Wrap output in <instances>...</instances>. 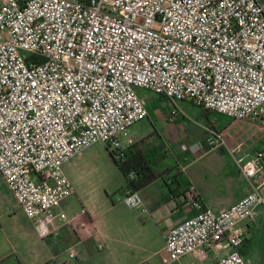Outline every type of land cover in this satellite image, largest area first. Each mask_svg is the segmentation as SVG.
Here are the masks:
<instances>
[{"label": "built area", "instance_id": "obj_1", "mask_svg": "<svg viewBox=\"0 0 264 264\" xmlns=\"http://www.w3.org/2000/svg\"><path fill=\"white\" fill-rule=\"evenodd\" d=\"M140 89L173 104L190 101L233 122L264 123V4L1 3L0 176L41 239L54 241L58 223L67 222L61 205L76 190L66 164L98 143L116 160L124 157L131 128L149 116ZM206 142L210 148L225 144L213 133ZM263 163L264 149L242 171L253 178ZM189 199L195 215L165 235L170 261L190 254L202 261L213 247L214 264H249L242 254L244 224L264 210L262 191L219 212L204 206L195 190ZM119 201L129 209L143 206L139 192ZM77 258L69 253L70 261Z\"/></svg>", "mask_w": 264, "mask_h": 264}, {"label": "crops", "instance_id": "obj_2", "mask_svg": "<svg viewBox=\"0 0 264 264\" xmlns=\"http://www.w3.org/2000/svg\"><path fill=\"white\" fill-rule=\"evenodd\" d=\"M138 94L146 101L151 98L150 92L144 89L138 90ZM159 97L163 99L146 104L149 116L145 120L149 121V128L139 129V123L134 125L126 142L129 160L143 167L141 179L153 177L139 191L142 207L129 209L119 201L126 193L123 176L120 187L109 190L117 193L116 196L101 204L81 201L78 205L77 178L71 174V168L77 166L73 164L74 159L82 152L65 165V173L76 192L61 205L68 217L64 224L58 223L54 240L58 248L59 245L67 247V256L61 264H214L213 247L207 248L202 261L190 254L171 262L165 251L167 232L195 215L189 193L195 190L203 205L217 212L256 188L264 194V163L253 178L242 171V166L264 149V123L233 122L190 101L173 104ZM209 133L222 135L225 144L210 148L206 142ZM155 135L159 141L150 144L147 139ZM82 209L87 212L83 214ZM244 228L246 241L242 254L249 264H255L260 255L264 256V210L259 209ZM101 243L105 245L104 250L98 249ZM224 247L229 250L227 245ZM71 251L78 254L74 263L69 262Z\"/></svg>", "mask_w": 264, "mask_h": 264}, {"label": "rangeland", "instance_id": "obj_3", "mask_svg": "<svg viewBox=\"0 0 264 264\" xmlns=\"http://www.w3.org/2000/svg\"><path fill=\"white\" fill-rule=\"evenodd\" d=\"M260 1L264 4V0ZM150 95L151 98L145 100L146 104H154L163 99L151 92ZM164 102L161 104H165ZM159 125L162 126V123ZM137 128H149V121L139 123ZM147 141L152 144L159 141V137L155 135ZM73 164H77L71 168V174L77 178L78 205L81 201L101 204L107 198L117 195L109 190L120 187L122 175L107 146L98 143L84 149ZM66 248L62 245L58 248L54 241L39 237L31 220L19 209L0 176V264H40L42 261L61 264L67 256ZM255 264H264V256L260 255Z\"/></svg>", "mask_w": 264, "mask_h": 264}, {"label": "trees", "instance_id": "obj_4", "mask_svg": "<svg viewBox=\"0 0 264 264\" xmlns=\"http://www.w3.org/2000/svg\"><path fill=\"white\" fill-rule=\"evenodd\" d=\"M129 148L125 151V155L120 160H115L124 180H125V191L134 193L139 192L141 189L146 187L152 181V176H149V179H141V173L143 172V167L141 163H135V161L129 160L130 154H128ZM131 174L134 175V178H131Z\"/></svg>", "mask_w": 264, "mask_h": 264}]
</instances>
